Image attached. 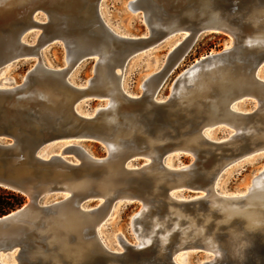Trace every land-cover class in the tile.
I'll return each instance as SVG.
<instances>
[{
    "label": "water",
    "instance_id": "water-1",
    "mask_svg": "<svg viewBox=\"0 0 264 264\" xmlns=\"http://www.w3.org/2000/svg\"><path fill=\"white\" fill-rule=\"evenodd\" d=\"M26 1L18 12L5 9L0 3V69L34 56L39 60L21 84L0 87V187L18 192L27 199L22 207L0 217V264H53L52 255L66 241V230L62 229L61 222L71 209L93 217L100 216L101 223L116 204L140 202L146 210L141 212V208L132 218L133 231L140 225L149 230L151 219L163 216V201L151 195V177L144 173L153 163L169 175L168 183L164 185L166 193H198L213 186L214 179L206 178L200 169L202 163H207L206 152L188 151L181 147L183 143L179 139L184 123L190 121L191 126L197 123L183 114H211L212 110L206 106L202 110L193 107L183 111L180 93L190 86L189 80L198 78L202 70L211 65L216 64L220 69L243 68L251 75L252 85L236 88L234 94L241 91L236 104L254 98L258 108L253 112L231 108L230 114L250 121L260 114L264 108V79L259 77L258 71L264 63V50L257 48L252 41L255 28L250 18L256 9L264 8V0H132L129 8L143 14L148 27V33L139 37L120 36L109 28L101 14L102 0ZM39 12L46 14L47 22L35 20ZM13 27L21 29L12 31ZM34 28L42 32L34 44H27L24 37ZM186 32L188 36L168 54L162 70L146 81L145 84L151 86L149 90H144L139 97L123 90L117 68L124 72L127 63L139 53ZM206 33L224 34L233 42L228 48L198 60L182 72L174 81L169 97L158 101L157 94L167 77L197 39ZM57 41L63 42L69 62L66 68L50 70L41 60V51ZM88 60L95 61L93 75L86 84L78 87L70 81V76ZM105 75L114 77L119 84L118 94L123 103L111 108L110 104L101 106L92 116L81 115L77 106L86 100H113L103 85ZM41 83L57 89L62 99L63 95L71 97L69 115L43 108V95L38 91ZM218 93L220 88L213 87L210 95ZM115 111L117 114H111ZM113 115L124 122H134L141 128L140 133L115 142L106 121ZM160 133L164 139L150 147L147 137ZM202 135L205 145L214 149L208 154L213 156L216 150L228 153L227 160H224L226 165L264 152V149L253 150L244 134L235 136L239 140L237 148L230 146L229 139L215 143ZM67 140L99 142L107 153L96 158L75 143L64 146L61 152L50 150L54 144ZM177 153L191 154L197 160L190 166L179 168L181 170L168 168L167 159ZM71 156L75 160L68 159ZM117 158L124 161L123 169L131 175L119 188L106 195L98 187L99 178L106 172L107 163ZM147 158L151 161L146 162ZM136 159H145V162L133 167L131 162ZM183 171H189L188 175L177 180ZM52 195H61L62 198L51 203L43 202ZM101 200L103 202L94 208L84 207L89 201ZM173 201L189 212L208 207V202L201 196L182 200L173 198ZM142 213L147 215L146 219L140 218ZM52 222L54 232L49 230ZM57 225L61 227L57 229ZM220 240L225 242L224 234L220 235ZM120 244L121 250L117 251L98 244L100 252L87 264H178L173 260L178 244L176 235L162 247L157 239L145 246L124 240ZM196 246L207 252L202 245ZM221 248V258H211L203 264H264V233L250 234L248 244L237 256L230 249ZM13 253L16 257L11 262L8 257Z\"/></svg>",
    "mask_w": 264,
    "mask_h": 264
},
{
    "label": "bare ground",
    "instance_id": "bare-ground-1",
    "mask_svg": "<svg viewBox=\"0 0 264 264\" xmlns=\"http://www.w3.org/2000/svg\"><path fill=\"white\" fill-rule=\"evenodd\" d=\"M26 2V0H1L0 3L5 9L18 12ZM250 20L255 28L252 41L257 48L264 50V8L256 9L251 14ZM14 29L19 31L21 27H13L12 31ZM184 34L186 38L188 32ZM68 62L69 60L66 55L67 65ZM119 70L117 68V74L122 77ZM250 81L251 75H249L247 70L243 68L225 69L223 67L220 69L216 64L203 69L198 78L195 77L189 80L190 86L183 89L179 98L181 108L184 109L183 111L187 112L193 107L202 110L208 106L212 112H210L211 114H183L187 118L192 119L194 124L195 122L198 124L196 123L191 126L189 121L181 127V135L179 136L181 143H183L181 147L193 152L204 151L202 148L206 145L202 139L203 135L201 132L203 130L201 129L225 124L235 130V134L229 140L230 146L237 148L239 140L235 136L244 134L249 138L253 150L264 149V108L253 121L247 120L237 114H230L231 108L236 110L233 103L237 101L238 95H241V91L238 95L234 94L236 88L252 85ZM103 83L105 89L113 97V100L110 99L107 106L110 104L111 108L122 104L123 100L118 94L120 87L115 78L105 75ZM40 85L38 91L43 95L41 103L43 108L46 110L53 109L58 113L69 115L71 97L63 95L62 99L61 95H58L59 91L57 89H53L42 83ZM150 87V84H145L143 88L144 90H149ZM213 87H219L220 93L211 96L210 92ZM213 112L218 114H212ZM111 114H117V112L115 111ZM106 121L109 131H112L114 134L115 142L130 139L141 131V128L137 124L129 121L124 122L118 119L117 115L108 117ZM161 133L147 137L150 147L155 146L164 139L160 137ZM67 141H65L67 145L73 144L70 142L73 140ZM207 149L209 151L214 150L210 146ZM147 159L149 162L151 161L150 158ZM207 164L211 165L208 161ZM226 164V161L221 162V164H213V167H209V171L204 170L205 177L213 179ZM123 166L124 161L118 158L107 163L106 172L99 178L98 183V187L102 193L106 195L110 194L119 188L127 177L131 175L124 171ZM167 167L171 169L170 166L167 165ZM188 172L183 171L177 180L186 178ZM144 173L151 177V195L163 201L164 214L161 217L156 216L151 219L152 222L149 230H144V226L141 225L138 230H134L139 246L148 245L157 239L162 247L167 245L173 236L176 235L178 244L177 251L173 255V260L181 264L175 256L179 251L186 248H196V245H202L207 252H212L213 260L223 256L221 246L230 249V252L237 256L248 244V236L250 234L264 233V171L253 180L252 186L245 194L221 197L217 193V195L214 193L213 188L215 187L213 186L208 188V190H204L205 193L201 195V198L208 202V207L205 210L195 212L186 211L173 201V198L182 200V198L175 196L174 193L176 191L165 192L164 185L168 183L169 179L166 171L160 170L153 163ZM100 202H103V200ZM145 210L146 206H143L141 212ZM142 215L140 216L141 219L147 218V215L145 216L144 213ZM99 217L85 215L72 209L65 214L61 225L62 229L66 230V241L59 245L57 251L52 255L53 264H87L96 253L100 252L97 240L91 238V234L89 233V231H96L102 223H99ZM60 227V225L56 226L57 229ZM49 230L51 232L55 231L53 222L49 224ZM221 234L225 235V242L220 240Z\"/></svg>",
    "mask_w": 264,
    "mask_h": 264
},
{
    "label": "rangeland",
    "instance_id": "rangeland-1",
    "mask_svg": "<svg viewBox=\"0 0 264 264\" xmlns=\"http://www.w3.org/2000/svg\"><path fill=\"white\" fill-rule=\"evenodd\" d=\"M131 1L132 0H102L100 10L103 20L116 34L120 36L139 37L148 33V27L143 19V14L135 13L129 8ZM35 20L38 22H47V16L44 12H39L36 14ZM41 32L42 31L38 28L30 30L25 35L24 41L27 44H34ZM184 35L185 34H177L162 44L133 57L127 63L124 72L121 71V69L119 70L120 74H122L123 90L131 96H141L146 81L162 70L168 54L175 46L184 40ZM231 41V38L224 34L206 33L201 35L177 68L167 77L164 85L157 94V100L162 101L169 97L174 81L182 72L190 68L203 57L221 52L231 44ZM66 55L67 49L63 42L57 41L41 51V60L50 70H60L67 66ZM38 63V58L34 56V58L19 60L8 67L0 69V87L5 88L21 84L27 73ZM94 65V60L83 62L73 71L70 76V81L78 87L86 84L93 75ZM258 75L264 79V63L260 67ZM107 103L106 101L100 100H86L77 106V111L83 116H92L96 109L101 106H107ZM236 103L237 102L233 103L234 108L241 112H253L258 108V102L254 98H246L239 101L238 104ZM233 130L234 129L231 127L222 124L215 127L213 126V128L206 127L203 129L202 134L211 142L220 143L228 139L230 140L235 134V130ZM67 142L63 141L56 143L50 150L55 153L60 152V150L67 145ZM70 142L82 146L89 154L96 158H102L107 153L105 146L99 142L90 140ZM206 146L203 147L202 150L206 151L207 161L211 165L209 166L207 163V165H204V163H202L203 165H201L200 168L201 171H209V167H213V164H221V162L227 160V152L216 150L212 156L208 154L209 150L207 149L208 146ZM68 159L75 160L73 156ZM196 160L197 159L191 154L177 153L170 156L166 164L173 169H179L194 164ZM144 162L145 159H136L132 161L131 164L133 167H136L144 164ZM146 162H149V160L147 159ZM263 171L264 152L245 156L225 165V167L223 166L218 171L213 177V187H215L213 191L221 197L245 194L252 186L253 180ZM203 193L205 192L176 191L174 194L182 199H192L201 196ZM61 198V195H52L44 199L43 202L51 203ZM99 203L100 201H89L84 204V207L94 208L98 206ZM141 208L142 204L140 202L116 204L105 220L99 225L98 229H96L95 232L89 231L91 234L90 237L96 239L98 244H102L111 251L121 250V240L132 244L136 243L137 236L131 224L132 218ZM15 255V253L11 254L8 260L14 262ZM175 257L181 264H203L206 260H210L213 254L212 252H203L197 248H186L179 251Z\"/></svg>",
    "mask_w": 264,
    "mask_h": 264
},
{
    "label": "trees",
    "instance_id": "trees-1",
    "mask_svg": "<svg viewBox=\"0 0 264 264\" xmlns=\"http://www.w3.org/2000/svg\"><path fill=\"white\" fill-rule=\"evenodd\" d=\"M26 203L22 194L0 187V217L7 215Z\"/></svg>",
    "mask_w": 264,
    "mask_h": 264
}]
</instances>
